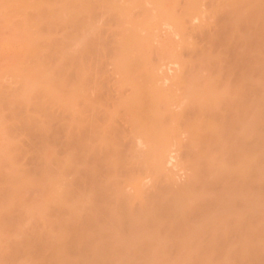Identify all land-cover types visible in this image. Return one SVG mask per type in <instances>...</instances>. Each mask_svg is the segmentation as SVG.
I'll return each instance as SVG.
<instances>
[{
  "label": "bare ground",
  "instance_id": "1",
  "mask_svg": "<svg viewBox=\"0 0 264 264\" xmlns=\"http://www.w3.org/2000/svg\"><path fill=\"white\" fill-rule=\"evenodd\" d=\"M263 187L264 0H0V264H251Z\"/></svg>",
  "mask_w": 264,
  "mask_h": 264
},
{
  "label": "rangeland",
  "instance_id": "2",
  "mask_svg": "<svg viewBox=\"0 0 264 264\" xmlns=\"http://www.w3.org/2000/svg\"><path fill=\"white\" fill-rule=\"evenodd\" d=\"M260 75H262L261 73H259ZM259 76V75H258ZM257 76H255V78H256ZM261 77V76H260ZM254 78V77H253ZM254 78V79H255ZM250 96H251V94H250ZM249 97V96H248ZM250 98V97H249ZM182 179H183V177H181ZM181 178H180V180H181ZM231 190V188H228V190ZM263 190H264V187L262 188ZM228 190H226L227 192H228ZM226 191H225V193H226ZM264 193V192H263ZM264 196V194L262 195V197ZM264 198V197H263ZM261 201H262V198L260 199ZM259 202V204H262L261 206H260V209L262 210V212L264 211V199H263V201L262 202ZM259 206V205H258ZM259 210V209H258ZM260 211V210H259ZM259 213V212H258ZM260 213H261V211H260ZM264 213V212H263ZM261 216H264V215H262V213H261ZM264 226V225H263ZM258 254H261V253H258ZM263 254V253H262ZM255 256V257H254ZM251 257H254V258H250L251 260H253L252 262H251V264H264V257H262V256H257V258H256V255L254 254L253 256H251ZM249 262H247V264H248ZM246 264V263H245Z\"/></svg>",
  "mask_w": 264,
  "mask_h": 264
}]
</instances>
